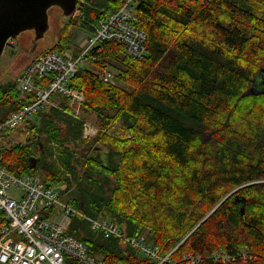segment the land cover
Returning <instances> with one entry per match:
<instances>
[{
  "label": "trees",
  "instance_id": "16d2710c",
  "mask_svg": "<svg viewBox=\"0 0 264 264\" xmlns=\"http://www.w3.org/2000/svg\"><path fill=\"white\" fill-rule=\"evenodd\" d=\"M123 1L78 0L44 50L72 47L70 25L93 32ZM135 11L146 55L101 41L72 78L81 113L53 94L63 108L47 105L21 125L34 136L3 145L0 163L75 187L78 208L145 233L167 256L160 264H264V90L252 89L264 75V0H139ZM112 64L116 84L94 70ZM15 85L0 83V122L31 102ZM90 113L100 129L84 139ZM68 232L107 264L157 262L79 216Z\"/></svg>",
  "mask_w": 264,
  "mask_h": 264
},
{
  "label": "built area",
  "instance_id": "2783aa9c",
  "mask_svg": "<svg viewBox=\"0 0 264 264\" xmlns=\"http://www.w3.org/2000/svg\"><path fill=\"white\" fill-rule=\"evenodd\" d=\"M138 1L124 0L117 10L99 21L93 32L76 29L72 41L80 40L81 52L77 55L57 50L36 55L16 79L18 91L31 94L32 101L0 122V137L11 139L18 125L32 117L55 92L80 104L83 95L73 90L70 81L88 52L98 47L101 40L120 43L125 54L141 59L147 52V36L138 25L135 13ZM91 58L96 56L92 54ZM101 76L104 81H113L110 71H103ZM96 131L93 125L84 123V137L89 138ZM1 146L0 139V150ZM67 193L66 183L48 185L38 174L16 173L0 164V264H107L103 256L93 253L84 242L68 233L69 215L74 214L87 219L93 230L106 237H119L143 255L157 260V264L166 260L143 236L125 234L122 226L112 220L86 216L70 205L71 198L62 201L68 198Z\"/></svg>",
  "mask_w": 264,
  "mask_h": 264
},
{
  "label": "rangeland",
  "instance_id": "374dc122",
  "mask_svg": "<svg viewBox=\"0 0 264 264\" xmlns=\"http://www.w3.org/2000/svg\"><path fill=\"white\" fill-rule=\"evenodd\" d=\"M67 17L68 16H66L60 8H58L57 6H53L48 10L49 27L44 32L43 36L36 39L33 30H25L17 37L12 38V40H10V43H8L9 45L5 46L0 57V83L9 80H15L17 78V75L19 74L20 69L29 61L32 56L40 51H43L44 49L51 48V46L56 41L63 25L67 22ZM75 31L76 25H70L67 28V33L69 35L74 34ZM34 42H36L37 48L36 51L31 54L29 52ZM79 42L80 40L78 39L74 41L77 46H79ZM119 66L120 65L117 64L111 67L114 71H117ZM252 89L255 91L264 90V75L257 76V79L255 80V82H253ZM85 120L96 124L97 126H100L98 125L96 116L93 113L88 114ZM0 139L4 144L9 143V140L5 141L2 136L0 137ZM42 172H40V174ZM73 188L76 193V188ZM68 200L69 197L62 198V201L64 202H68ZM70 205L73 207H77L75 203H71ZM73 217H75V215H69V220H71ZM61 219L66 221L65 217H61Z\"/></svg>",
  "mask_w": 264,
  "mask_h": 264
},
{
  "label": "water",
  "instance_id": "95a60500",
  "mask_svg": "<svg viewBox=\"0 0 264 264\" xmlns=\"http://www.w3.org/2000/svg\"><path fill=\"white\" fill-rule=\"evenodd\" d=\"M52 6H58L68 16L76 9L77 0H0V56L8 39L25 30H34L36 39L43 36L49 27L48 10ZM30 161L35 166L39 158Z\"/></svg>",
  "mask_w": 264,
  "mask_h": 264
},
{
  "label": "flooded vegetation",
  "instance_id": "af4514ba",
  "mask_svg": "<svg viewBox=\"0 0 264 264\" xmlns=\"http://www.w3.org/2000/svg\"><path fill=\"white\" fill-rule=\"evenodd\" d=\"M36 48H37V44H36V42H34V43L32 44V47H31L29 53H31V54L34 53V52L36 51Z\"/></svg>",
  "mask_w": 264,
  "mask_h": 264
}]
</instances>
